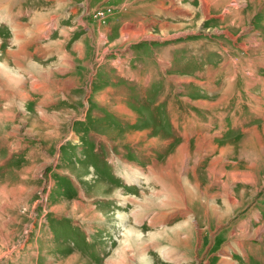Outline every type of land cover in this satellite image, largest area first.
Masks as SVG:
<instances>
[{
  "label": "rangeland",
  "instance_id": "obj_1",
  "mask_svg": "<svg viewBox=\"0 0 264 264\" xmlns=\"http://www.w3.org/2000/svg\"><path fill=\"white\" fill-rule=\"evenodd\" d=\"M100 1L0 0V9L24 3L27 13L16 38L0 23V264H264V125L238 139L178 138L165 117L146 123L130 87L105 75L114 68L107 59L147 42L153 55L169 43L264 56V0H205L188 25L131 23L122 37L123 0ZM41 22L47 50L63 42L59 23L72 43L87 24L93 35L65 55L16 49L46 31ZM213 97L202 105L219 110L224 99ZM170 248L176 256L166 259Z\"/></svg>",
  "mask_w": 264,
  "mask_h": 264
},
{
  "label": "crops",
  "instance_id": "obj_2",
  "mask_svg": "<svg viewBox=\"0 0 264 264\" xmlns=\"http://www.w3.org/2000/svg\"><path fill=\"white\" fill-rule=\"evenodd\" d=\"M106 1L109 2V0H102L96 5L98 3L106 4ZM123 2L124 4L119 7V12L125 11V15H122L125 18L119 22V25H123L120 30L121 37L122 30L127 24L138 22L140 27H143L142 24L149 21L156 25L159 23L171 28L172 26L176 27V23L188 25L187 23L192 20L189 11L194 6L202 3V10L207 11L203 6V4H207L205 0H123ZM179 2L183 6L176 5ZM10 4L11 6L7 5L0 9V23L8 20L7 28H11L14 35L18 26L17 23H22L19 20L20 16L26 13L25 10L21 9L26 7V4ZM33 8V10L39 11L46 7L43 6L42 8L41 5L35 4ZM73 16L74 14L68 18L63 17V19L72 22L70 20ZM67 22L58 24V30L62 32L64 38L61 45L50 50L42 48L41 43L47 38L49 26L46 27L47 23L42 24L43 22H41L46 31L43 34L33 35L29 39L16 40V49L22 48L32 54L65 55L68 53L69 44L73 47L77 45L74 43L78 39L85 36L92 37L93 30L87 24L85 26L86 32L80 30L72 36L76 37L72 43L68 36L69 33L65 31L69 25ZM25 32L21 29V33L25 34ZM28 33H26L27 36ZM146 33L147 30L141 35V38L147 36ZM136 36H134L135 41L140 39ZM147 45H149L148 42L141 43L120 50L119 53L116 52L115 54L118 55L106 61L114 68L105 72V75L117 74V79L111 80L110 78L109 81L130 87L129 97L132 100L129 102H131L132 107L138 108L146 123H160L165 117L164 119L170 123L171 135L178 138L192 139L198 136H209L213 133L215 135L222 134L223 139L227 140L244 137L252 129L264 125V72L259 69H264L263 55L244 60L238 53L231 54L226 47L213 55L195 54L186 50L189 44L183 48L182 45L169 43L164 46L163 50L155 51L156 54L153 55L147 49ZM246 45L247 43L245 45L239 44L237 47L245 51L248 48ZM179 58L181 59L179 60ZM213 65L216 67L211 68ZM173 67L175 74H171L172 72L168 74L167 72L172 71ZM178 79L181 81L182 79H189L190 82L184 81L183 83L187 84L186 87H179ZM178 89L189 91L192 97L201 100L197 103L185 97L183 100L177 94ZM172 91L175 94L171 95ZM212 96H214V102L224 99L219 102V110H211L202 105L204 102L210 103L206 100H211ZM180 104H184L185 109L183 106L180 107ZM147 112H150L151 115H147ZM179 123L185 124L186 129L178 136ZM241 243L243 247V242ZM239 249L243 252V256H246L244 247ZM168 252L170 254L175 253L173 254L175 256L177 253V251L173 252L172 248L169 251L168 249L163 250L162 255L166 259L170 257ZM107 264H113V260H109Z\"/></svg>",
  "mask_w": 264,
  "mask_h": 264
},
{
  "label": "bare ground",
  "instance_id": "obj_3",
  "mask_svg": "<svg viewBox=\"0 0 264 264\" xmlns=\"http://www.w3.org/2000/svg\"><path fill=\"white\" fill-rule=\"evenodd\" d=\"M203 6H204V8H205V10H206V9H207V8H206V7H207V4H203ZM38 22H39V21H38ZM128 30H129V29H128ZM128 30L125 31L126 34L129 35V36L132 35V32H129V33H128ZM143 32H144V31H143ZM136 33H137V32H136ZM136 33H134V34H136ZM21 38H22V37H21ZM25 59H26L25 57L22 58V60H25ZM19 60H20V59H19ZM0 65H1V64H0ZM8 81H9V78H8V77L5 78V82H8ZM6 84H8V83H6ZM9 84L11 85V83H9ZM5 86L7 87L8 85H5ZM5 86H4V87H5ZM6 87H5V88H6ZM5 88H3V89H5ZM0 93H1V92H0ZM230 200H231L232 202H234L232 199H230Z\"/></svg>",
  "mask_w": 264,
  "mask_h": 264
}]
</instances>
